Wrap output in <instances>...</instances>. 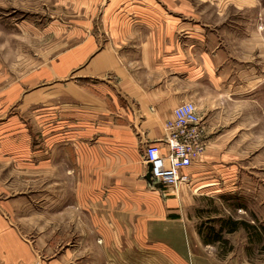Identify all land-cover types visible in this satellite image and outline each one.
Instances as JSON below:
<instances>
[{"label":"crops","instance_id":"obj_1","mask_svg":"<svg viewBox=\"0 0 264 264\" xmlns=\"http://www.w3.org/2000/svg\"><path fill=\"white\" fill-rule=\"evenodd\" d=\"M55 6L48 28L65 47L0 89V165L11 174L0 180V264H236L211 256L218 242H203L194 212L236 187L262 124V84L251 95L219 83L228 57L201 5ZM184 102L205 148L183 170L189 183L162 187L143 150L165 151L164 124Z\"/></svg>","mask_w":264,"mask_h":264},{"label":"rangeland","instance_id":"obj_2","mask_svg":"<svg viewBox=\"0 0 264 264\" xmlns=\"http://www.w3.org/2000/svg\"><path fill=\"white\" fill-rule=\"evenodd\" d=\"M203 6L202 19L207 29H216L218 42L224 45L225 57L218 68L221 84L241 90L250 85L251 95L261 83L262 124L257 139L250 141L248 157L240 162L236 187L216 199H203L196 208L195 224L203 238L210 225L217 228L220 220L238 222L236 230L224 232L226 242L218 245L215 256L221 262L262 264L264 259V0H187ZM55 0H0V89L18 76L41 64L52 53L65 47L49 31L56 13ZM248 49L250 55L247 56ZM235 54L233 57L232 55ZM260 87V88H261ZM14 111V110H13ZM26 119L25 116L21 115ZM33 133V126L27 125ZM254 138V137H253ZM0 165V180L11 174ZM4 193H0L3 197ZM19 195V193H15ZM33 195V194H32ZM247 223L250 227H246ZM206 244V242L203 240ZM208 244V243H207ZM243 262V263H242Z\"/></svg>","mask_w":264,"mask_h":264},{"label":"built area","instance_id":"obj_3","mask_svg":"<svg viewBox=\"0 0 264 264\" xmlns=\"http://www.w3.org/2000/svg\"><path fill=\"white\" fill-rule=\"evenodd\" d=\"M164 130L165 151L154 142L148 143L143 150L149 178L162 187L187 184L189 176L183 170L191 166L205 148L201 119L195 104L184 102L175 107L173 118L164 124Z\"/></svg>","mask_w":264,"mask_h":264},{"label":"trees","instance_id":"obj_4","mask_svg":"<svg viewBox=\"0 0 264 264\" xmlns=\"http://www.w3.org/2000/svg\"><path fill=\"white\" fill-rule=\"evenodd\" d=\"M238 225V222L236 220H232L231 218H228L226 220H220V224L217 228L215 226L210 225L207 230V234L205 235V239L203 240L206 243H214V242H226L223 238V231L225 232H233L236 230ZM247 228L250 227L249 224H244ZM200 231V234H202V230L198 229Z\"/></svg>","mask_w":264,"mask_h":264},{"label":"clouds","instance_id":"obj_5","mask_svg":"<svg viewBox=\"0 0 264 264\" xmlns=\"http://www.w3.org/2000/svg\"><path fill=\"white\" fill-rule=\"evenodd\" d=\"M192 111V109L191 108H189V112H191Z\"/></svg>","mask_w":264,"mask_h":264}]
</instances>
